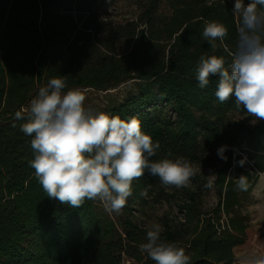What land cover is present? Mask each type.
Returning <instances> with one entry per match:
<instances>
[{"label": "trees", "instance_id": "1", "mask_svg": "<svg viewBox=\"0 0 264 264\" xmlns=\"http://www.w3.org/2000/svg\"><path fill=\"white\" fill-rule=\"evenodd\" d=\"M98 1L0 0V264H155L138 245L149 227L144 211L157 204L176 208L158 221L162 238L177 242L191 264H234L250 223L245 202L264 173V121L253 123L234 97L219 102L216 77L201 89L194 74L201 55L234 43V0H148L135 20L118 24L100 19ZM206 20L227 26L223 49L213 52L202 38ZM61 75L81 90L129 83L108 113L140 119L161 145L152 159H188L200 171L190 186L165 188L146 171L120 214L98 201L73 208L47 197L15 113ZM221 145L227 160L217 155ZM241 175L247 190L237 188ZM210 192L215 206L203 210Z\"/></svg>", "mask_w": 264, "mask_h": 264}, {"label": "clouds", "instance_id": "2", "mask_svg": "<svg viewBox=\"0 0 264 264\" xmlns=\"http://www.w3.org/2000/svg\"><path fill=\"white\" fill-rule=\"evenodd\" d=\"M231 11L236 20L234 43L223 54L201 55L195 79L203 89L216 77L219 102L234 97L236 107L253 123L264 121V0H234ZM228 31L222 22L206 20L202 38L216 52L223 49ZM67 80L62 75L50 78L29 105L15 113L16 120L24 121L21 132L31 138L29 166L47 197L73 208L86 200L99 201L109 213L120 214L133 182L146 171L165 188L190 186L198 170L188 159L170 158V152L152 159L161 145L142 130L138 117L122 119L86 105L83 91L69 88ZM227 150L221 145L217 155L227 160ZM247 187L246 178L238 177L237 188ZM163 231L161 224L152 223L139 251L155 264H191L177 242L162 238ZM238 264H264V254H242Z\"/></svg>", "mask_w": 264, "mask_h": 264}, {"label": "rangeland", "instance_id": "3", "mask_svg": "<svg viewBox=\"0 0 264 264\" xmlns=\"http://www.w3.org/2000/svg\"><path fill=\"white\" fill-rule=\"evenodd\" d=\"M147 3L148 0H99L97 12L103 21L118 24L124 21L135 20ZM160 12H164L162 7L160 8ZM129 87L130 85L128 83L117 89L103 92L91 89L82 91L86 96V105H90L98 111L108 112L112 106L123 99ZM237 155H239L238 151H235L232 159L235 160ZM241 161L245 163L244 158ZM203 172L207 176V179H212L208 169H204ZM197 173H200V171L198 170ZM98 203L99 209L104 208L99 201ZM215 203L216 198L210 192L204 197L202 208L203 210H209L215 206ZM244 212L249 216L250 223L246 231L245 243L234 250V264H238V258L242 254H264V173L258 175L256 185L245 202ZM164 213L174 215L176 214V208L174 206L169 208L166 205L160 204L148 206L144 211L143 221L147 226H150L152 223H158Z\"/></svg>", "mask_w": 264, "mask_h": 264}]
</instances>
